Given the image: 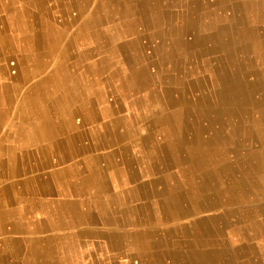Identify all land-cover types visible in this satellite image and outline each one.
Segmentation results:
<instances>
[{
	"label": "crops",
	"instance_id": "crops-1",
	"mask_svg": "<svg viewBox=\"0 0 264 264\" xmlns=\"http://www.w3.org/2000/svg\"><path fill=\"white\" fill-rule=\"evenodd\" d=\"M12 1L92 26L45 106L0 77V264H264V0Z\"/></svg>",
	"mask_w": 264,
	"mask_h": 264
},
{
	"label": "bare ground",
	"instance_id": "bare-ground-1",
	"mask_svg": "<svg viewBox=\"0 0 264 264\" xmlns=\"http://www.w3.org/2000/svg\"><path fill=\"white\" fill-rule=\"evenodd\" d=\"M36 1H39V0H36ZM98 1L100 2L99 4H102L103 2H105L103 0L101 1L98 0ZM14 3L15 1H12L11 3L8 4L11 9L10 12L13 13V18L8 21L0 18V77L2 79L3 78L12 79V85H11L12 89L9 90L7 93H5L4 101L8 109H11L15 106L13 102H15L17 98L20 99V101H23L22 104L19 102V104H21L22 110L24 107H27L30 110L34 108L38 109L40 107L45 106V104L49 103L50 98L52 97V91L50 89H47L48 87L43 88V85H42V84H46L48 81H51L50 74L51 73L53 74V72H55V69L51 68V72L48 73L49 72L48 68L50 67V64L53 62L54 59L56 60V58L62 62L69 60L70 58H73L74 61L82 60L84 58L83 54H85V52H79L80 50L75 51V45L77 44V42H79L77 41L79 33H87L88 31L85 32L86 29L90 30L92 25H90L89 23L90 21L89 18H86V20H84L82 23L81 22L77 23L78 20H76V24H75V21L73 20L68 23L65 22V24H63L62 27L59 24H54L53 22L52 24L53 26L56 27L55 29H59L60 32L62 33L60 40L55 42L53 39H50L47 36L46 34L47 31L46 33L44 32V29L49 28L48 24L50 22L46 24V21L41 18V14L43 13V11L44 10L46 11V9H44V6L42 4H35V6H33L34 7V11L32 10L33 16L30 15L28 16V18H23L20 14L17 13L16 10L13 9V7L15 6ZM84 8H85V5H84ZM8 30H14L16 35H12L11 33H9ZM67 34H69L70 37L66 41H64V37ZM108 35H109V38H112V35L110 33ZM61 43H63V46H62L63 50H61L60 53L58 51L56 52L55 50H57L58 46ZM29 60L32 61L31 62L32 64L30 67L26 66L27 65L26 62L27 61L29 62ZM70 70L71 69L69 68V71ZM82 70L84 71L85 69L82 67ZM27 83L29 84L28 86H27ZM3 84H4L3 86L5 87L9 86V84L7 85L6 81L3 82ZM26 102L28 103V105H25ZM47 128H48V125H47ZM252 128H254L253 132L256 133L257 132V130H255L256 127L254 126ZM235 133H236L235 131L229 130L228 134L230 136V139L234 138ZM9 139H13V133L10 130L4 133V136L0 139V143H4L6 140H9ZM251 139H252L251 135H249L248 132L245 133V130H243V135L242 137H240V139H238V141L241 143H248V142L251 143L250 141ZM254 140H258L260 141V143H263L264 137L256 136Z\"/></svg>",
	"mask_w": 264,
	"mask_h": 264
},
{
	"label": "rangeland",
	"instance_id": "rangeland-1",
	"mask_svg": "<svg viewBox=\"0 0 264 264\" xmlns=\"http://www.w3.org/2000/svg\"><path fill=\"white\" fill-rule=\"evenodd\" d=\"M145 53H147V54H150V52H148V51H147V52H145Z\"/></svg>",
	"mask_w": 264,
	"mask_h": 264
}]
</instances>
